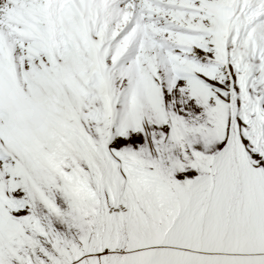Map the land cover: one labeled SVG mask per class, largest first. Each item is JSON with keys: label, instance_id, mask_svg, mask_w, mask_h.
Masks as SVG:
<instances>
[{"label": "snow or ice", "instance_id": "1", "mask_svg": "<svg viewBox=\"0 0 264 264\" xmlns=\"http://www.w3.org/2000/svg\"><path fill=\"white\" fill-rule=\"evenodd\" d=\"M0 264H264V0H0Z\"/></svg>", "mask_w": 264, "mask_h": 264}]
</instances>
